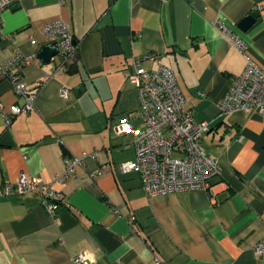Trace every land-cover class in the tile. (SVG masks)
<instances>
[{"label": "crops", "instance_id": "1", "mask_svg": "<svg viewBox=\"0 0 264 264\" xmlns=\"http://www.w3.org/2000/svg\"><path fill=\"white\" fill-rule=\"evenodd\" d=\"M7 1L0 62L37 58L51 21L67 23L79 46L63 71L56 54L19 67L33 108L8 125L1 111L24 99L0 78V186L24 173L66 201L50 214L36 192L0 197V264H73L80 253L87 264H264L256 251L264 241V117L218 109L243 54L264 71V0ZM253 11L259 16L241 30ZM219 24L244 41L243 52ZM147 53L173 70L193 120L209 125L200 143L221 168L209 191L148 196L137 171L120 170L135 157L134 137L114 126L127 117L144 127L129 77L133 58ZM73 158L81 164L55 179Z\"/></svg>", "mask_w": 264, "mask_h": 264}, {"label": "built area", "instance_id": "2", "mask_svg": "<svg viewBox=\"0 0 264 264\" xmlns=\"http://www.w3.org/2000/svg\"><path fill=\"white\" fill-rule=\"evenodd\" d=\"M7 0L0 1L1 11L7 7ZM219 28L224 32L229 43L240 52L244 51V41L223 24ZM44 34L48 43L55 42L58 56L57 71H63L74 60L78 53V42L70 26L61 20L45 23ZM35 44L36 41H30ZM243 71L232 78L226 94L218 103L220 114L257 109L264 117V71L255 64L249 56ZM53 58V57H52ZM152 58L155 67L146 69L142 66L145 59ZM37 62L35 57L14 55L0 62V78H8L14 92L24 99V104H13L9 110H2L6 125L12 118L33 108V95L28 93L26 83L20 77V66ZM130 83L139 96V117L143 120L142 129L134 128L127 117L122 118L115 126L117 134H132L135 157L133 160L120 164L122 173L137 171L141 185L148 196H157L172 192L189 190H205L211 188V178L221 174V168L216 158L205 152L200 143L203 133L209 130L206 121L196 123L192 113L184 109L185 97L177 83L173 70L162 63L157 53L139 55L132 60ZM61 93L68 95V89L63 87ZM81 158L66 161L65 171L55 176L63 180L72 173ZM26 192L39 194L44 209L53 214L66 201L60 192L53 190L48 183L37 177H27L21 173L14 183L0 186V197L20 195ZM130 223L134 217L128 218ZM256 251L264 252V241L256 245ZM73 264H87L83 253L72 259Z\"/></svg>", "mask_w": 264, "mask_h": 264}, {"label": "water", "instance_id": "3", "mask_svg": "<svg viewBox=\"0 0 264 264\" xmlns=\"http://www.w3.org/2000/svg\"><path fill=\"white\" fill-rule=\"evenodd\" d=\"M257 12H251L250 14L244 16L239 22H238V27L241 30H246L248 29L257 19L258 17ZM57 53V48L55 42H51L50 44H46L41 47V49L37 53V58L44 61V62H49L50 58L54 56ZM80 87L79 89H81Z\"/></svg>", "mask_w": 264, "mask_h": 264}]
</instances>
